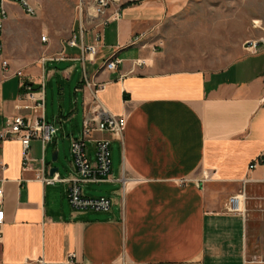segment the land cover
Instances as JSON below:
<instances>
[{
  "label": "crops",
  "instance_id": "1",
  "mask_svg": "<svg viewBox=\"0 0 264 264\" xmlns=\"http://www.w3.org/2000/svg\"><path fill=\"white\" fill-rule=\"evenodd\" d=\"M31 1L38 15L47 14L46 1ZM196 1L122 0L120 20L101 27L100 19H85L83 41L80 1L65 27L57 17L45 23L48 40L38 45L37 61L1 54L0 132L20 112L16 106L25 82H44L45 117L59 131L45 145L31 142L34 161L28 170L21 140L0 138L6 216L0 264H264V47L256 53L243 47L242 55L221 69L183 66L166 32ZM6 7L4 46L14 56L24 52L21 23L30 15L13 0ZM12 29L18 43L8 50ZM142 33L141 43L131 44ZM83 43L97 47L87 61ZM113 57L119 65L105 68ZM3 59L11 64L9 72ZM49 61L67 65L61 70L69 83L78 77L80 64L84 69L68 114L63 106L58 114L46 112L42 70ZM16 70L25 76H15ZM86 76L104 84L97 92L100 105L127 118L122 139L94 132L86 141L94 156L96 139H112L111 179L81 184L85 196L111 199L107 211L78 210L69 200L68 179L78 175L72 143L83 138L84 121L95 107ZM63 151L64 158L71 155L70 165L61 160ZM42 158L44 174L61 180L49 184L37 177ZM235 195L242 199L241 212L228 210Z\"/></svg>",
  "mask_w": 264,
  "mask_h": 264
},
{
  "label": "built area",
  "instance_id": "2",
  "mask_svg": "<svg viewBox=\"0 0 264 264\" xmlns=\"http://www.w3.org/2000/svg\"><path fill=\"white\" fill-rule=\"evenodd\" d=\"M8 0H0V56L4 46V30L6 20L8 18V10L6 2ZM19 3L25 12L30 16H37V8L33 5L31 0H13ZM133 2L141 0H132ZM122 0H94L91 5L84 4L83 0L80 4L81 13V32L80 38L83 41L85 33V19L95 20L100 19V26L104 27L112 21L120 20L122 17ZM253 27H262L260 20L253 21ZM264 29V27H263ZM99 34V33H98ZM145 38V34L135 36L131 44L137 45ZM77 36L70 40L72 46L77 45ZM48 40L47 35H42V41ZM162 45V43H161ZM261 47H264V36L258 39H249L245 42L244 48L251 53H256ZM83 61L93 58L97 54V47L95 45H85L83 43ZM120 63L117 57L110 58L105 61L104 67L107 69H115ZM145 63L140 60L139 64ZM2 67L6 72L11 70L9 60H2ZM15 76L24 77L23 70H16ZM87 84L94 89L93 99L95 107L92 109L91 117L84 121V136L77 138L72 143L73 161L77 170V176L68 179L70 183L69 200L71 205L78 210H95L107 211L112 206L111 199L107 197L92 198L83 194L82 183H99L111 179L112 171V158H111V141L109 137H103L95 140V155L91 156L87 150L86 141L92 139L94 132L108 133L118 139H122L127 125V118L122 115L112 114L110 111L100 105L97 96L98 90L103 88V83H97L93 79L90 80L86 76ZM24 92L20 100L21 104L16 106L20 112L7 119L6 127L0 132L1 139L10 137H18L23 145V165L24 169L30 168L31 162L34 159L31 157L30 149L31 142L38 139L43 145L53 139L59 131L56 124L49 123L45 117V85L44 82L36 86L33 82H25ZM41 167L37 170V177L41 178L44 182L53 184L61 180L58 174L50 177L44 174L45 160H40ZM257 163L251 164V168H255ZM121 181L125 185L128 178L123 175ZM241 197L239 195L232 196L229 199L228 210L232 212H241ZM5 209H4V190L0 188V240L4 235L5 225ZM74 255L70 256V262ZM41 264H50L44 263Z\"/></svg>",
  "mask_w": 264,
  "mask_h": 264
},
{
  "label": "rangeland",
  "instance_id": "3",
  "mask_svg": "<svg viewBox=\"0 0 264 264\" xmlns=\"http://www.w3.org/2000/svg\"><path fill=\"white\" fill-rule=\"evenodd\" d=\"M48 3L47 14L37 17L28 16L22 20V51L21 54L10 55L3 46L1 54L8 59H22L30 63L38 59V45L42 42L45 23L57 17L62 27H65L75 4L82 0H44ZM94 0H83L84 4H92ZM254 20H261L262 27H253ZM264 0H199L192 2L183 14L177 16L167 27V39L171 51L180 57L182 65L188 68L221 69L230 64L242 54V48L247 39H258L264 36ZM18 43L14 30L11 31L9 43L12 50ZM165 47L167 44L165 43ZM164 47V48H165ZM35 59V60H34ZM18 60V61H19ZM36 65V64H34ZM71 65V64H69ZM65 63L47 62L42 72L46 81V112L48 114L60 111L63 106L66 114L71 111L72 93L79 76H83V67L79 65L78 77L69 83L64 78L61 69ZM89 74L92 69L87 65ZM31 75H38L36 68L28 67ZM41 71V70H40ZM63 87L66 88L63 94ZM74 108V105L72 106ZM62 138L61 132L59 134ZM67 165L72 162L71 155L64 158Z\"/></svg>",
  "mask_w": 264,
  "mask_h": 264
},
{
  "label": "water",
  "instance_id": "4",
  "mask_svg": "<svg viewBox=\"0 0 264 264\" xmlns=\"http://www.w3.org/2000/svg\"><path fill=\"white\" fill-rule=\"evenodd\" d=\"M55 170H58V168H54V169L52 170V174L54 173Z\"/></svg>",
  "mask_w": 264,
  "mask_h": 264
}]
</instances>
